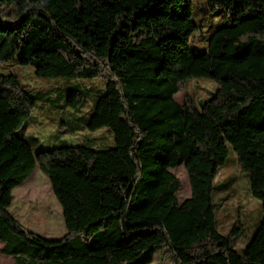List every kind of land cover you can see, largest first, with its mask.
<instances>
[{"label":"trees","instance_id":"1","mask_svg":"<svg viewBox=\"0 0 264 264\" xmlns=\"http://www.w3.org/2000/svg\"><path fill=\"white\" fill-rule=\"evenodd\" d=\"M181 1L0 0V62L66 80L43 95L73 113L88 98L82 80H101L91 115L69 128L114 135L109 148L34 153L17 134L38 97L18 76L0 75V242L14 264H151L162 251L176 264H261L251 252L257 232L241 252L240 222L219 232L213 193L233 151L264 214V0H205L223 15L201 54L189 46L191 0L173 8ZM203 78L218 85L208 100L177 103L188 80ZM181 166L191 196L179 203L172 170ZM36 168L62 208L60 239L27 230L9 212Z\"/></svg>","mask_w":264,"mask_h":264},{"label":"rangeland","instance_id":"2","mask_svg":"<svg viewBox=\"0 0 264 264\" xmlns=\"http://www.w3.org/2000/svg\"><path fill=\"white\" fill-rule=\"evenodd\" d=\"M189 0H182L174 4L173 8L180 10L182 4ZM192 21L197 30L190 38V49L193 54H201L208 49V40L215 29L220 27L223 12L221 9H212L205 0H191ZM8 11L4 12V17ZM0 75H16L22 83L29 87L32 94L38 97V107L28 124L18 132L32 146L34 153L38 150L52 149L58 146H95L113 147L114 135L110 129L104 128L95 133L83 129L70 132L69 123L81 127L79 116L89 117L97 96V90L104 88L101 80H82L80 83L89 90L86 105L81 113L60 104L61 108H51L50 102L43 94L52 87H59L67 82L64 79H39L34 74V68L23 66L18 61L0 62ZM218 85L211 79L188 80L183 89L175 95V100L183 104L187 97L194 101L208 100L217 90ZM43 92V93H42ZM50 99H56L51 95ZM61 101V100H59ZM68 125V126H67ZM90 143H88V142ZM92 143V144H91ZM179 178L181 188L176 193L179 203L191 196V187L188 174L184 166L172 170ZM218 182L224 181L225 186L215 189L214 203L221 205L216 210L218 230L222 234L229 231L240 222L243 225L242 234L236 239L235 248L242 251L256 234L251 245L252 259L264 264V226L258 228L264 219L261 202L250 194L249 174L244 172L238 162L237 155L231 151L224 166L219 170ZM237 186L238 193L232 188ZM14 203L9 212L27 230L45 239H60L65 236L66 228L62 208L56 200L49 179L36 168L30 177L13 192ZM227 197L222 200L221 197ZM3 244L0 242V264H14L12 257L2 253ZM151 264H176L171 254L162 251L155 254Z\"/></svg>","mask_w":264,"mask_h":264},{"label":"crops","instance_id":"3","mask_svg":"<svg viewBox=\"0 0 264 264\" xmlns=\"http://www.w3.org/2000/svg\"><path fill=\"white\" fill-rule=\"evenodd\" d=\"M222 175V174H221ZM220 175V176H221ZM218 176H219V174H218ZM218 176H217V178H216V181H215V185H216V189H219V188H222V187H224L225 186V183H224V181H220V182H218L219 180H217L218 179ZM220 176H219V178H220ZM234 191V194L236 193H238V189H237V186H235L234 188H232V192ZM227 197H225V196H222L221 197V199L222 200H225ZM221 205V204H220ZM263 221V220H262ZM262 221H261V223H262ZM260 223V224H261ZM264 226V224L263 225H261L259 228H262Z\"/></svg>","mask_w":264,"mask_h":264}]
</instances>
